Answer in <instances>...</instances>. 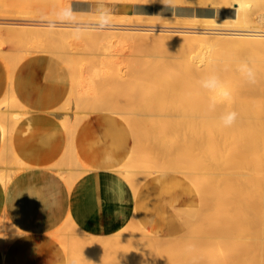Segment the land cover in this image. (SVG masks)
<instances>
[{"label": "bare ground", "instance_id": "6f19581e", "mask_svg": "<svg viewBox=\"0 0 264 264\" xmlns=\"http://www.w3.org/2000/svg\"><path fill=\"white\" fill-rule=\"evenodd\" d=\"M80 1L87 3L91 0ZM131 1L133 0H109V2L112 3H127ZM164 1L165 0H163V2ZM172 2H174L175 6L208 7L211 9L213 8V10L210 16H191L182 18L169 15L159 20L158 17L156 18L157 21L154 19V16L149 14L132 12L133 14L115 15L111 13V23L105 28L108 29L107 31L101 30L97 21L99 18H94L87 22H75L74 19H88V17L91 16L88 15V12L86 14L83 11L74 15L71 11L74 15H72V21L61 20L58 18L56 21L54 20L55 23L37 24L39 25L37 28L33 22L24 23L23 21L25 27H21L20 29H18V27L16 28L17 23L16 21H13L16 23V26H12L14 29L12 28L11 31L8 30L11 34L7 32V37L11 36L12 33H18L20 31L23 32L20 33L22 36L24 32H26V34L30 33V35H32L31 37H33V39L35 38V40H37L36 38L40 39V35L41 37L44 35V37L48 38L50 41L60 42L68 45V47H72L70 48L72 50L74 47L76 49H80L81 52L79 50L70 52V49H68L69 51H64L63 47L59 45L62 51L59 49L56 51V49L55 52H58L56 56L58 54L63 55L62 59L67 64L65 65L64 70L69 79L75 75H79V78L75 80V83L78 80L80 83V89L85 90H83L84 94L88 92L86 88L90 91V93L92 92L91 94H93V91H96V88L98 87H96V82H94V85L93 79L95 81V78L98 77L100 80L96 79L97 84H101L98 88L99 92L100 88L103 87L110 89L109 92H107L108 96H102L103 98H100L98 102L93 105V107L95 106L94 108L100 112H112L116 113V116L119 114V116L121 115L130 119L132 123L131 117H136L135 113L138 112L136 115H139L140 112L139 117H141L142 114L140 109H142V105L146 106L145 108L147 109H149L148 106H151L154 111L156 108V102H158L160 108L162 107L163 112H165L164 110H169V113L173 118L171 123L176 126L174 129V126L171 125V130H173L172 135L176 138L175 140L179 146L177 152L181 158L179 160L177 158L178 161H174L170 158L171 156L167 157L169 156L168 153L165 154H168L167 156L163 155V152H165L163 151L164 149H167L166 151L169 152L172 147L170 146L169 141H165L167 142L165 144H168L171 149L166 148L168 145L164 146V143H160L162 142V137L164 135L159 134L160 132H156L157 128L160 126L155 125L156 131H153L156 133L149 132V134L161 136H159V140L155 139V136H150L152 139L154 138L153 141L150 139L152 142L155 143L156 140L159 141H157L158 143H155V147L158 148L154 149L155 151L152 150L154 152L151 151V154L155 153V155H152H158L159 153H157V151L159 147L162 146L161 151L163 152L161 155L165 157L162 162L163 168L160 169L158 166L156 170H152L160 162L157 164L154 163L156 160H154L153 157H151L153 158L151 159L153 162L149 161L148 158L150 156H147L146 154H149L150 152L149 150L147 151L148 148H145L147 146H145L144 149H146L149 153H146V156L143 157L142 153L144 149L141 145H139V147H135V149L139 148L140 150V148H142L141 151H143L139 152L136 150L134 152H138V154L141 153L142 158L140 159H144L146 157V160L139 163L136 159L135 161L133 160V162L128 163V160H131V158H129L127 161L125 160L126 162L124 161V164H122L120 168L121 172L119 169L113 170L119 171L120 174H124L122 176L123 180L127 184L134 186L135 191L139 184L147 177L143 171L147 172L148 170L149 172L155 173L161 172L164 175L167 174L171 176H175L174 174L176 173L180 174L178 175L177 180L179 182L182 195H187L193 198V204L196 207H199L196 211L195 217H193L195 220L193 219L191 221L194 225H191V222L186 224L189 232L187 230L186 232L183 229L185 232L182 230L183 233L181 231L178 235V238H180L183 242H180L179 239L177 240V237L171 236L175 237V240L182 244V247H180L184 250L181 251V249L178 248L180 244L176 245L177 243H175L171 245L172 242H176L175 240L172 241L174 238H169L165 235L163 236L146 227L137 208L140 200L137 195H133L134 198L131 200L132 202L134 201L136 210L131 212L128 225L134 227L138 224L139 226L142 225L143 230H140L139 226L137 227L142 234H140L139 231L138 234L136 229L135 234L138 235L136 236L134 234V236H136L134 239H132V236H124V233H121L120 231L106 237H96L90 235L84 236V231L82 230L83 232L81 236H79V234L78 237L76 236L77 234L75 235L77 238L74 244L76 247L75 249L77 250H73L72 252H76L71 255L72 263L74 259L73 256H77L78 260L80 259V253H83L80 250L83 248L86 251L88 249H95L96 251H100V253L112 252L120 248V257L118 258H124L127 254H129V257L131 255V257H133H130L131 260L128 261L129 263L127 264H264V14L257 13L255 20L254 18L252 19L249 12L250 3L247 0H171V3ZM30 4L32 5L33 3L30 2ZM163 4H165V2L162 3V5ZM166 4L168 3L166 2ZM219 8L227 9V11L217 14V9ZM230 8L234 10L235 14L233 17H229L228 10ZM34 9L35 8L33 7L32 11H35L37 14V10ZM65 9H68V7ZM21 10L20 11L23 13V9ZM18 13L17 15L19 16ZM31 13H28V15H33L34 12L32 14ZM29 16L24 17V19L27 17L29 18ZM253 20L257 23L256 25L253 24ZM18 22L19 24L21 22V25L23 24L22 21ZM74 32H82L83 34L79 39H76L73 35ZM8 33L10 34L9 36ZM15 35L12 36L14 37ZM17 35L19 36V33ZM40 43H42V41H39V44ZM46 43L47 42L44 43L45 45L43 47L47 45ZM35 44L37 45V43ZM50 44L52 43L50 42ZM113 47L117 50H126V60L124 62L127 65L129 64V66L123 62L126 67H128L125 72L120 71L119 60H117L115 53H97L96 51V53H92L83 52L82 50H88L89 48L91 50L96 48V50L105 51ZM20 54H22V52ZM72 54L84 55L85 58H77L75 60L73 57H70ZM16 62L17 60L14 63ZM14 63L12 62L13 65ZM243 63H247L254 71V83H250L247 80L242 70ZM124 64L123 66H125ZM9 66H11V64ZM9 66H7L6 69L10 73L12 69ZM213 76L217 77L223 83L224 87L231 93L230 100H225L219 95H216L214 98L213 93L201 86V82L203 80ZM70 82V85L73 83L76 87L73 79H71ZM112 84L113 86H111ZM74 86H72V88ZM14 88V84L8 86L6 88L8 96L5 95L2 100L0 99L1 126L2 122L5 123L4 120L8 117H12L14 118L13 120L16 121L23 116L24 112H26V110H22L23 108L18 111L11 109L12 104L15 103L13 100L14 97H12V91ZM121 89L123 92L124 90L127 91V93H125L127 97H124V95V98L118 97L120 96L118 95L119 90L122 92ZM138 94H141L142 96ZM137 99H140L137 104L142 105L133 109ZM82 100H84V95L82 96ZM67 101L69 102V99ZM89 102H91L90 99ZM153 103H155V108L152 106ZM81 105L82 104H80V106ZM14 106H16V104H14ZM67 108H69V106ZM90 108H92V104ZM153 111L150 109L149 112L152 114L154 113ZM228 111H236L239 114L237 122L231 127H225L222 122V117ZM47 112L49 115H54V117L60 113H56L54 110ZM66 112L67 114L69 113V111ZM91 112L93 113V111ZM63 113L62 115H67L65 112ZM83 113L86 115L87 111ZM147 114L144 115L143 113L145 117ZM156 114L157 117H155L154 114H152V116L154 115V118H158L159 111ZM160 115H163V113ZM160 115L159 117H161ZM59 116L60 115L57 117ZM69 116H71V114ZM72 116H74V114ZM72 116L70 121L67 118V124L72 127L71 129L67 126V129H71L69 130L71 132L67 130L69 135L76 130L75 124H79L82 120H80L77 115V120L75 119L76 121L74 120L73 123L75 125L74 127V125L71 124L73 122L72 118L74 119L75 117ZM62 117L63 116L59 118L61 119ZM161 119L159 121H161ZM65 120L66 119H64V121ZM78 120L80 121L77 122ZM153 120L154 119L152 118V120L147 121V125H149V122L151 121L152 123H150L153 124L154 127ZM155 120L157 121L158 119ZM167 120L168 119H166V121ZM166 121L164 120L163 122V126L165 125V127L166 125L169 126ZM138 122L139 121L137 120V124H139ZM126 124H128V122ZM157 124L160 125V123ZM168 126L167 128H170ZM64 127L66 128V125H64ZM153 127L152 129H154ZM2 128H4V126ZM6 128H4L5 133L8 132V130L6 131ZM147 128L148 127H146V129ZM7 129L10 128L8 127ZM11 129L9 131H11ZM8 134L4 135V133H2V136L4 135V140L8 139ZM139 134L141 133L139 132ZM73 135L76 136V133L74 132ZM71 137L72 136L69 138L72 139ZM164 138L165 137H163V139ZM143 139L146 143L148 142L146 137H143ZM151 141L149 143H151ZM171 141L173 143V140ZM136 142H134L135 145ZM145 142L142 143L144 144ZM9 144L11 143L9 142L8 145ZM9 148L11 149L9 156H11L13 158L12 160L16 162L15 168H12L10 165L12 168L11 170H13L14 173H17L21 168H23V170H25V167L30 168V165H26L27 163L25 164L21 160L16 159L11 146ZM131 155L132 152H130L128 157ZM4 156H8V154ZM137 156L138 155H134V158ZM172 158L174 159V157ZM184 158L189 160V166L187 167L185 166L187 163H185L186 161H184ZM7 163L10 162H6V164ZM6 164H3L5 166L0 168V175L2 179H4V188L2 187L4 192L10 190L11 186V183L8 184L9 177L7 171L9 170V167H7ZM52 165L55 166V164ZM54 166L52 167L54 168ZM46 167L48 169L50 168L48 165ZM88 170L89 169L87 168L83 171L88 172ZM109 170L112 171L111 169ZM61 171L63 170H60V172ZM136 171L143 172L144 176L135 180L133 173L135 172L136 174ZM66 184L70 187L72 183H69L68 181ZM65 220L67 219H64V221ZM65 222L69 223V225L71 223L72 228L76 227L72 221L68 222L67 220ZM9 224L10 222L6 214L3 212L0 216V226L2 230H5L6 228L11 229ZM188 224L190 227L192 226V230L189 229L190 227L188 228ZM130 228L133 232V228ZM56 231L57 230H55V233ZM131 231L129 230L130 233ZM3 232H1L3 233V238H5V236H9V238L0 239V247L4 246V242H7V240H14L17 236L19 237L25 233L24 230H18L11 233L5 231ZM51 232L53 231L51 230ZM62 232L63 230L60 233ZM57 235L58 234L54 236L57 237ZM146 237L148 239H146ZM55 240L56 238L54 241ZM127 243L136 244H131L133 247H131V249L133 250L129 249V252L126 250L127 254H124L126 252L123 250V247L124 244ZM71 244L70 249L67 248L68 250H72L74 248L73 246L71 247ZM183 244L186 245V248ZM173 246L178 247L175 249ZM77 253L79 255H77ZM112 257V259H114V256ZM77 258L75 257L76 261ZM84 258L86 257L84 256ZM64 260L67 261V257ZM80 263L82 262L80 261L79 264Z\"/></svg>", "mask_w": 264, "mask_h": 264}, {"label": "rangeland", "instance_id": "374dc122", "mask_svg": "<svg viewBox=\"0 0 264 264\" xmlns=\"http://www.w3.org/2000/svg\"><path fill=\"white\" fill-rule=\"evenodd\" d=\"M172 1H175V0H172ZM247 1H249V3H250V11L249 12H250V16L252 19L254 18V20H255L257 13L264 14V5H262V4H264V0H256V1L255 0H247ZM30 2L33 4L35 3V4L34 5L32 4L33 5L32 6L30 4ZM157 2H161V3H157ZM164 2H165V4L162 5V3H164ZM164 2H163V0H133V1L127 2V3H112V2H109V0H97V2H96V0L95 1L91 0L90 2H87V3H83L80 0H42V2H41V0H20V1L19 0H0V74H2L3 81L6 84V86L4 88L5 91L3 92L2 97L0 99L2 100L3 96L5 97V95L8 96L6 88L10 85L16 84L17 82H20V84L24 88H27L28 90H30V94H32V96H33V94H35L39 90L40 91H42V90L47 91V88L49 86L59 87L62 90V96L60 99V103L58 104L56 109H54V111H56V113L60 112L58 115H60L59 117L63 116L62 117L63 119L61 118L63 121L59 117H57L58 116L57 114H56L57 116L54 117V115H49L48 112H46L48 116L52 117L51 120L57 125V128L55 129L56 130L55 134L56 135L61 134L67 141L66 148H65L64 152L62 153L58 163L54 167L55 173L60 178L64 179L65 183H67L68 181H69V183H74L81 176L83 178H85L86 176H90L89 174L96 172L95 177H98V180H96V187H98L100 191H101V189H103L104 191H105V189H107V193H108V197L107 196H104V197L100 196L99 197V204L102 202H107V201H109V199L112 200V198L111 197L109 198V196H112V197L114 196L113 200L114 201L116 200L117 202L121 203L123 201L122 196L124 194L129 193L130 199H132V198H134V196H136V195L138 196V194L141 191H144L146 188L150 187V185L152 186L157 181H165L167 184V185H165L166 187L160 188L159 189L160 193H159V195H157V197L159 198V196H160V198L157 199V197L155 196L156 197L155 200L153 199L154 202L158 201L156 204V210L151 211L153 209L152 206L151 207H149L150 205L148 206L150 212L148 211L147 215H149V216L153 215L155 217V219H154L155 222H154L153 226L148 225L144 220H143V223L146 225V227L148 229H151V230H153V231H155V232H157L163 236L165 235V236H168L169 238H174L172 240V241H174L176 239L175 237H177V240L178 239L180 240V238H178L179 237L178 235L181 233V231L183 229L185 231L187 230L189 232L186 224L188 222L190 223L193 219L195 220V218H193V217H195L196 211L199 208L193 204V198H191L190 196H187V195H182L181 188H180L179 182L177 180V177L180 174L176 173V174H174L175 176H171V175H167V174L164 175L161 172L155 173V172H149L148 170H147V172L143 171V172H145L147 177L139 184L136 191L134 189V186L127 184L123 180L122 176L124 174H122V173L120 174V172H121L120 168H121L122 164H124L125 160L127 161L129 158H131L130 161L128 160V163L133 162V160L135 161L136 159H137L136 161H138L139 163H142V161L146 160L145 159L146 157L144 159H140V158H142L141 153L138 154V152L137 153L134 152L136 150H138L139 152H142L143 150L141 151V149L142 148L144 149L145 146H147L145 148H148L147 151L149 150L150 153L147 152L146 149H144V151L142 153L143 157L147 155V156H150L148 158L149 161L153 162V160H151V159L154 158V160H156V162H154V163L157 164L160 162L152 170H156L158 166L160 167V169L163 168L162 162L164 161V158H165L161 155L163 151H165V152H163L164 156H167L169 154V156H167V157L171 156L170 158L174 161L175 160L178 161L181 158V157H179V154L177 152L179 146L177 144V141L175 140L176 138L174 137V135H172L173 130H171V127L174 126L173 128L175 129L176 126L173 123H171V120L173 118L171 117L169 110L168 111L164 110L165 112H163L162 111L163 109H162V107L160 108L158 102H156V108L154 106L155 103L152 104V106H154V108H155L154 111H153V108H151V106H148L149 109H147V108H145L146 106H143L142 104H137L138 101H140V99H141V97H140V99H137V101L134 100V101H136V104H134L133 109L142 105L141 106L142 109H140L141 107L139 108L141 110L142 115H141V117H139L140 112H139V115H136L138 112L135 113L136 117L133 116L135 119L133 117H131L132 123H131L130 119H127L121 115L119 116V114L117 115L118 116L117 117L116 113H112V112L110 113L109 112L110 113L109 114L107 111H105L106 113L102 111L103 112L102 113L99 110H97L96 108H94L95 106L93 107V105H95L100 98L108 96L107 92H109L110 89H107L105 87L100 88V92H101L100 93L98 88H99V85H101V84H97V81H96V79H99V77H98V78H95V81L93 79V83L96 82V85H97L96 87H98V88H96V91L94 92L93 90H91V91H93V94H91L92 92L90 93V91L86 88V90L89 93L87 92L88 94L87 93L84 94L83 93L84 89L83 90L80 89V87H79L80 83L78 82V80L75 83V80L79 78V75H75L74 77L71 78V79H73V82L76 85V87H75L72 83L71 85L74 86L72 88V86L70 85L71 79L68 78V76L64 70L65 65H67V64L62 59L63 55L58 54L56 56V54L58 53V52H55L56 49H57L56 51H58V49L62 51L60 46L63 47L64 51H69L68 49H70L72 47H70V46L68 47V45H65V44L60 43V42L50 41L48 38H45L44 35H42V37L40 35L39 36L40 39L36 38L37 40H35V38L33 39V37H31L32 35H30V33L26 34V32H24V34L26 36L24 34L22 36V34L20 35V33H23V32H21L20 30H19L20 32H18L19 36L17 35L18 34L17 32L12 33V35L16 34L17 36L15 35L13 37L11 35L13 38L11 36H9L11 34L9 31H11V29L13 27H15L16 25H17L16 28L18 27V29H20L21 27H25L24 26L25 22H27V23L33 22L35 24L36 28L39 26L37 24L41 25L42 23H44V24L55 23L54 20L56 21L58 19V13L60 12L61 8L65 9L66 7H68V9H70L74 13V15H77V13L79 14L80 12L84 11L86 14L88 12V15L91 16V17H88V19H84V18L78 19V20L74 19L75 22H78V21L79 22H87V21H90L91 19L99 18L100 12L105 10V9L111 10V13L115 14V15L133 14V13L149 14V15L154 16V19L156 21H157L156 18H158V17H159L158 18V20H159V19H161L165 16H169V15L176 16V17H182V18L183 17H191V16H196V17L210 16L211 12L213 10V8L211 9L208 7L202 8V7H192V6H175L174 2L171 3V0H165ZM166 2L168 4H166ZM38 3H39V5H38ZM143 3H145V4H143ZM33 7L37 10V14L35 11H32ZM21 9H23V13L21 12L22 11ZM224 11H227V9L219 8V9H217V14H221ZM228 11H229V17H233L235 14L234 10L232 8H230ZM25 12H26V14H25ZM27 12L28 13L34 12V13H33V15L29 16ZM17 13L22 18L19 17L17 15ZM26 16H29L30 20L28 17L24 19V17H26ZM19 19H22V20H19ZM13 21H16L17 24ZM18 21H22V23L24 21V23L21 25V22L19 24ZM253 24L256 25L257 23L254 21ZM101 30L107 31L108 29H101ZM7 32L10 33V34L8 33L9 37H7ZM33 36H36V35H33ZM10 38H11V41H10ZM36 41H38V42H36ZM39 41H42V43L39 44ZM43 42L44 43L47 42L46 44L49 47L47 45H46L47 47L46 46L43 47L45 45ZM50 42L52 44H50ZM35 43H37V45L39 44L38 45L39 48L37 47V45ZM75 50L76 51L79 50L81 52L80 49H76L75 47L73 50L70 49V52L71 51L74 52ZM82 50H83V52H92V53H96V52L97 53L98 52L99 53L100 52L115 53L117 60H119L118 62H119L120 71L125 72L128 68V67H126L127 64L124 62L126 60V56H125L126 50L125 49L117 50L116 48L113 47V48L107 49L105 51L98 50V49L96 50V48H93L91 50H90V48L88 50H86V49L85 50L82 49ZM21 52H22V54H20ZM119 55H122V56H119ZM57 57H61V58H57ZM70 57H73L75 60L77 58L78 59L79 58H81V59L85 58L84 55H75V54L70 55ZM16 60H17V62L14 63ZM12 62L14 63V65L12 64ZM10 64L12 67L9 66ZM123 64L125 66H123ZM7 66H9L12 69V71L10 73L6 69ZM127 66H129V64ZM123 67H124V69H123ZM20 73H21V77L19 79V78H17V74H20ZM7 75H9V76H7ZM7 77H9V78H7ZM101 82H102V80H101ZM94 85H95V83H94ZM111 86H113V84ZM72 91H74V92H72ZM125 93H127V91L124 90V92H123V90H122V92H121L119 90L118 95H120V96H118V97H121V98L127 97V95H125ZM83 95H84V100H82ZM123 95H124V97H123ZM138 95H141V94H138ZM19 96H20L19 93H15L14 91H12V97H14L13 100L15 101L14 104H16V106H14V104H12L11 109L18 111V110H21L23 108L22 110H24V111L26 110V112H24L23 116H21L16 121L13 120L14 118L8 117L7 119L4 120L5 123L2 122V126L0 123V130H2V131H0V168L4 167L5 165H3V164H6V162L11 163V164L10 163L6 164V166L9 167V170L7 171L8 177H9L8 178L9 179L8 184H10L13 181V178L20 177L22 174H24L26 171H28L30 169L29 167H25L24 168L25 170H23V168H21L17 173H14L13 170H11L12 168H15L16 162L14 160H12L13 158L11 156H9L11 153L10 152L11 149L9 147L11 146L12 152L14 153V156L16 157V159H19L26 164L27 162H25L24 158H25V156L30 155V150L26 149L25 146H22V144L20 142L22 140L23 141L30 140V136L36 133V132H34L33 124L37 123V121H38V117L35 116V114L33 112L29 111L27 109V107L22 105V103L19 99L20 98ZM68 99H69V102L67 101ZM89 99L91 102H89ZM1 100H0V102H1ZM77 102H79V103H77ZM18 104H19V106H18ZM80 104H82V105L80 106ZM91 104H92V108H90ZM87 105H89V106H87ZM68 106H69V108H67ZM78 106H79V108H78ZM80 107H82V108H80ZM89 109H93V110H89ZM145 109H147V110H145ZM150 109L154 112L152 114H154L155 117H157L156 113H158V111H159L158 118H154V115L152 116V114L149 112ZM2 110H3V108H2ZM65 110L69 111L71 116L74 114V116H72V117H75V118L74 119L72 118L73 122L71 120V122H72L71 125H74L73 123H74V120L76 119L77 115L79 116L80 120L82 119L81 121L80 120L77 121V122L80 121L79 124L77 123L78 125L75 124L76 125V130L74 131L75 133L79 132L82 129V127L88 126L91 128V133H89L87 135L88 139H89V145L91 146V149H89V150H91V152L98 151V158L96 156V157H93L92 159L94 161L96 160L99 162H104V164H103L104 167H102L104 169V171H100V173H99V171H96L95 169H93V166L91 165V163H86L85 160L80 161L78 158H76L75 148H74V144H73V141H74L73 138L75 137V135H73L74 132H72V134L70 133V135L68 134L69 132H71L69 130H71L72 127L67 124L68 123L67 120L69 119V121H70L71 116H69L70 114L69 113L67 114V112ZM48 111H50V110H48ZM86 111H87V114L85 115L83 112H86ZM91 111H93V113ZM63 112H65L67 115H62ZM72 112H73V114H72ZM142 112L144 113V115L147 113H150V114H147V116H146L147 118H146ZM162 113H163V115H160ZM159 115L162 117V119H161V117H159ZM64 116H65V118H64ZM148 116H150V117H148ZM53 118H55L56 120H54ZM152 118L154 120L158 119L157 121L153 120L154 127H153V124H151L152 123L151 121H150L151 123L149 122V125H147V123H146L147 121L152 120ZM64 119H66V120L64 121ZM160 119H161V121H159ZM163 119L165 121H166V119H168L166 122L169 124V126L168 125H166V127H165V125L163 126V122H164ZM137 120L139 121L138 122L139 124H137ZM162 120H163V122H162ZM134 121H136V122H134ZM127 122H128V124H126ZM157 123H160V125ZM64 125H66V128L64 127ZM75 125H74V127H75ZM155 125L160 126L157 128V131H156ZM3 126H4V128H6V126H7V128L9 127L10 129L11 128L12 129H11V131H9L10 129L6 128V131L8 130V132L5 133L4 128H2ZM67 126L70 127L71 129H69V128L67 129ZM144 126H145V128H144ZM167 126L170 128H167ZM146 127H148V128L146 129ZM152 127L154 129H152ZM145 129H146V131H145ZM137 130H138V132H137ZM153 130H155L158 133L160 132L159 134L164 135L163 137H165V138L163 139V137H162V142H160V143H164V146H166L168 144H165V143H167L165 141H169L172 149L170 148L169 145L166 148L171 149V151L167 152L166 151L167 149H164L163 151H161L162 150V148H161L162 146H161V147H159V149L161 148L160 150L159 149H158V151L156 150L157 153H159L158 155L154 156L155 153H152L154 155L151 154L152 150L158 148V147H155V145H156L155 143L159 140V136H161V135H159V136L157 135L158 136L157 137L155 134H153V135L151 134L152 136H155V139H158V140H156L155 143L152 142L154 140V138L152 139L150 137L151 135L149 134V132L154 133L155 131H153ZM1 132L4 133V135L9 133L7 135V137H8L7 140H4V137H3L4 135L2 136ZM139 132L142 134L143 137H146V139L148 141L147 143L144 140L145 138L143 139V137L141 136V134H139ZM145 132H147V133H145ZM137 135H139V136H137ZM145 135H148L149 138H148V136H145ZM68 136L69 137L72 136L71 137L72 139H70ZM141 137H142V140H141ZM150 139H152V141ZM171 140H173L174 144L172 143ZM141 141L145 142V143L143 144ZM150 141H151V143H149ZM9 142L11 144L8 145ZM134 142H136L137 146L134 144ZM139 145H141L142 148H140V150H139V148L135 149V147L137 148V147H139ZM15 147H17L18 149ZM151 147H153V148H151ZM87 148L88 147H84V150H88ZM173 149H175V150H173ZM154 151H152V152H154ZM130 152H132V155L130 157H128ZM5 153H7L8 156H4V155H7ZM71 153L74 155H72ZM146 153H149V154H146ZM166 153H168V154L165 155ZM134 155L135 156L138 155L139 157L137 156L136 158H134ZM151 157H153V158H151ZM172 157H174V159ZM158 158H159V161H158ZM177 158H178V160H177ZM9 159H11V160H9ZM160 159H162V160H160ZM68 160H70V161H68ZM184 161H186L185 163H187L186 165L184 163V165L186 167L189 166V160L187 158H184ZM12 163H13V165H12ZM10 165L12 168L10 167ZM26 165L29 166L28 163ZM68 165L71 167H69ZM58 168L60 170H63L66 173H64L63 171L60 172V170ZM83 168L84 169L88 168L90 171L89 170H88V172L83 171L84 170ZM70 169L72 171L77 170L80 172L76 171L77 173L74 174V171H73V174H72V171ZM109 169H111L112 171H110ZM113 169H119L120 172L113 170ZM160 169H158V170H160ZM106 170H109V171H106ZM68 171H70V172H68ZM138 172L136 174H135V172L133 173L135 180L140 178L141 176H144L143 172H141V171H138ZM0 173H1V171H0ZM78 173H79V176H78ZM141 173H143V174H141ZM12 174H13V176H12ZM133 174H132V176H133ZM106 175H107V177H106ZM71 176H73V177H71ZM3 180L4 179H2V177L0 175V202H1V199H2L3 193H4L3 192V188H4ZM167 187H168V189H166ZM151 193H152V191H151ZM101 197H102V199H101ZM35 199H36L35 196L30 197V190H28L27 188L24 187V188H22V190H20V193H19V195L16 196L14 204H13V210H12L13 216H9V222H10L9 227H11V229L6 228L5 230H2V228L0 226V229H1L0 239H2L4 237L3 231L8 232V233L16 232L18 230L19 231L24 230L25 233L29 231L30 228H28V226H26V221H25L29 218V215L26 212H28V210H30V206L33 204ZM132 200H130V201L132 202ZM133 203H134V201L132 202V204ZM40 204H41V201L39 202V205ZM103 208L104 207L100 206L101 211ZM150 208H152V209H150ZM116 215H121L122 219H121L119 227H117L114 231H110L111 233L106 231V226H102V227L97 226L96 227L95 224H90V225H88V227L82 228V227L76 226L75 223L72 221L73 224L77 227V228L76 227L72 228L71 223H70V225H69V223H66V222L62 223L64 225L61 224L59 227H57L55 229V230H57L56 233H55V230L50 233L52 238L53 237H54V239L56 238V240H57L56 245H57V247L60 250V253L62 255V260L55 262L54 264H63V263L79 264L80 261L82 262L80 264H127V263H129L128 261L131 260L130 257L132 255L129 257V254H127L126 250H128V252H129L130 251L129 249H131L132 245H135L136 243L135 244L134 243L124 244L123 250H125V252H126L124 254H127V255H125L126 258L125 257L124 258H118V257H120L119 256V249L120 248H118L112 252H101V253H100V251H96L95 249H93V250L88 249L86 251L83 248L80 251L85 253L86 255L83 253L81 254L79 252L80 256H81V257L78 256V257H80V259H79L80 261L78 260L77 256H73V258H74L73 263L71 262V260H72L71 255L76 253V252H74V253H72V252H73V250H75V251L77 250V249H75L76 247H75L74 242L76 241L78 234H79V236H81L83 231H84L83 232L84 236L90 235V236H96V237H106V236H109L110 234H113L117 231H120L121 233L122 232L124 233L123 234L124 236H132L133 237L132 239H134V238H136V236L140 232L138 229L140 228V230H143L142 225L139 226V224H138L135 227L128 225L129 218H130V215H128V213H125L124 215H123V213H119V214L117 213ZM69 221H71V220L68 219V222ZM190 224L194 225L193 222H191ZM126 226L129 228H127ZM138 226H139V228H137ZM183 226H185V227H183ZM130 227L133 228L132 229L133 232L131 231ZM189 227H190V225L188 226V228ZM191 227L189 229L192 230L193 228H191ZM79 228L81 229V231ZM136 229H137V233H138L137 235L135 234ZM62 230H63V232L60 233ZM129 230L131 231L132 235L129 232ZM70 231H72V232H70ZM183 231H182V233H183ZM1 232H3V233H1ZM56 234H58L59 237H58V235H57V237H55L54 235H56ZM92 234H94V235H92ZM134 234L136 236H134ZM140 234H142V232H140ZM21 236H19V237H21ZM171 236H175V237H171ZM19 237L17 236V238H14V240L13 239L12 240L6 239L7 242H4L5 245L0 248V254H4L5 251H7V249L11 246V244L15 240H17ZM68 237H69V239H68ZM5 238H9V236H5ZM5 238H3V239H5ZM146 239H148V238L146 237ZM177 240H175L176 242H174V243L172 242L171 245H173L175 243H177L176 245H179L180 242H183L182 240H180V242H178ZM70 244H71V247L72 246L74 247L73 249L71 248L72 250H68V249H70ZM181 245L182 244H180L179 247L178 246H173V247H175V249H177L176 247L181 249V247H182ZM183 246H185V248H186V245L183 244ZM131 250H133V249H131ZM182 250H184V249L182 248L181 251ZM65 254H66V256H65ZM77 255H79V254L77 253ZM84 256L86 258H84ZM112 256H114V259H112L113 258ZM66 257H67V261L64 260ZM75 257L77 258V261L75 260ZM131 258H133V257H131ZM64 261H66V262H64Z\"/></svg>", "mask_w": 264, "mask_h": 264}, {"label": "crops", "instance_id": "0c3cea01", "mask_svg": "<svg viewBox=\"0 0 264 264\" xmlns=\"http://www.w3.org/2000/svg\"><path fill=\"white\" fill-rule=\"evenodd\" d=\"M20 77L21 73L17 74V78L20 79ZM5 85L3 76L0 74V98L5 91ZM14 85L13 91L20 94L19 99L22 105L38 117V122L36 123L37 125L33 124L36 133L30 136V140H22L20 142L22 146L30 150V155L24 158L30 165V169L20 177L13 178L10 190L5 192L3 190L4 193L0 202V216L5 212L9 220V216H12L15 198L24 187L30 190V197L35 196L36 199L30 206V210L26 212L29 215V218L25 220L26 226L30 227L29 231L15 240L4 254H0V264H54L62 260V255L56 245V241L51 238L49 233L67 221L69 216V220L73 218L71 221L78 227L83 228L88 227L90 224H95L96 227L106 226V231L111 233L110 231H114L119 227L122 219L121 215L116 214L123 213L124 215L128 213L130 215L132 211L136 210V207L135 203L132 204L130 201L129 193L122 196L123 201L121 203L114 201V196H109L112 200L109 199V201L99 204V197H108V193L107 189L105 191L101 189L100 191L96 187V180H98V177H95L96 172L89 174L90 176L85 178L81 176L68 187L52 167L54 166L52 164L56 166L58 163L61 153L66 148L67 141L61 134H55L57 125L51 120L52 117L46 114L48 110L56 109L60 103L62 90L57 86H49L47 91L39 90L32 96L30 90L24 88L20 82ZM53 119L56 120L55 118ZM89 133H91V128L88 126L82 127L76 133L73 141L75 156L80 161L85 160L86 163H91L93 169L100 173V171H104L102 168L104 167V162L96 160L95 162L92 159L96 156L98 158V151L91 152L89 150L91 149L87 136ZM84 147H88V150H84ZM46 164L50 167L49 169ZM76 171H74V174ZM165 185H167L165 181H157L138 194L140 200L137 207L138 211L142 219L150 226H153L155 217L147 215L148 211L150 212L148 206H152L153 209L150 208L152 209L151 211L156 210L158 201L154 202L153 199L155 200L160 193L159 189L166 187ZM159 198L157 197V199ZM40 201L41 204L39 205ZM100 206L104 207L102 211ZM64 219L67 220L64 221Z\"/></svg>", "mask_w": 264, "mask_h": 264}, {"label": "clouds", "instance_id": "9594fccd", "mask_svg": "<svg viewBox=\"0 0 264 264\" xmlns=\"http://www.w3.org/2000/svg\"><path fill=\"white\" fill-rule=\"evenodd\" d=\"M58 18L61 20L72 21V13L70 9H62L58 13ZM111 22V10L105 9L100 12L98 24L101 29H105ZM83 33L74 32L73 35L76 39H79ZM242 70L250 83L255 82V73L248 66L247 63L242 64ZM201 86L216 95H219L225 100L231 99V93L224 87L223 83L215 76L209 77L201 82ZM239 118V114L236 111H228L223 117L222 122L225 127H231Z\"/></svg>", "mask_w": 264, "mask_h": 264}]
</instances>
